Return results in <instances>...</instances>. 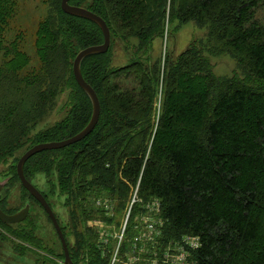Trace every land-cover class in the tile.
<instances>
[{
    "label": "trees",
    "instance_id": "obj_1",
    "mask_svg": "<svg viewBox=\"0 0 264 264\" xmlns=\"http://www.w3.org/2000/svg\"><path fill=\"white\" fill-rule=\"evenodd\" d=\"M60 3L46 0L48 11L33 43L36 65L30 67L21 33L6 37L14 1L0 0V164L12 159L10 174L0 181L3 188L17 184L26 201L5 210L0 199V208L13 214L32 206L22 222H0V245L13 243L16 251L0 255V264H63L51 221L15 170L26 150L76 135L91 116L72 62L80 50L100 45L103 35L93 22L65 14ZM69 4L101 17L110 32L107 52L81 62L82 77L99 100L98 122L81 141L30 157L23 174L37 189L40 176L48 184L47 191L38 190L57 219L72 264H110L116 239L107 234L101 240L88 222L117 227L129 198H139L142 206L132 205L113 264L153 259L145 254L140 261L127 260L140 233L136 219L148 213L141 207L152 201L158 204L152 213L163 223L161 245L187 235L198 238L192 263L264 264V0ZM188 22L205 28L207 42L196 40L175 58L152 55L155 38ZM211 42L210 53L232 57L245 77L214 75L204 55ZM115 46L128 58L123 66L111 64ZM62 93L64 115L38 127ZM52 198L64 208L65 224ZM107 198L114 206L110 216L95 206ZM38 211L53 229V242L40 236Z\"/></svg>",
    "mask_w": 264,
    "mask_h": 264
},
{
    "label": "rangeland",
    "instance_id": "obj_2",
    "mask_svg": "<svg viewBox=\"0 0 264 264\" xmlns=\"http://www.w3.org/2000/svg\"><path fill=\"white\" fill-rule=\"evenodd\" d=\"M13 1L15 4V12L8 25L6 37L12 39L14 35L21 33V35L23 36L22 49L28 55L30 59V67H32L36 65V57L33 46L35 39V31L37 29L38 22L45 17L48 11V6L46 4V0ZM168 32L169 34H166L163 39L155 38L153 40L152 55L154 57H157L159 55L164 56V53L166 52L168 55L175 58L179 53L185 50L187 46L190 45V43L196 40H203L204 42H207L205 28H199L193 22H188L185 24L175 23L172 26L168 27ZM213 44V42L208 44L206 46V49L209 50L213 46ZM213 48H215V46L207 52V55H204L208 56V58L210 59V62L213 66V73L216 77H245V73L237 67V63L232 57H230L226 53L211 54L210 52L213 51ZM127 61L128 58L126 57V55L123 52L119 51V48L115 46L112 55V66H123L127 63ZM64 98V93L58 96L55 103L56 106L48 114L42 117L38 127L49 126L64 115V111L62 110ZM11 160L12 159H10L9 161L11 162ZM9 161L7 162V164H0V180L10 174L7 168ZM39 178L41 179L40 181H35V184L38 185V189L41 191H47L48 184L41 176ZM0 193L1 205H3V208L5 210H10L13 208L18 209L19 206L24 205V203L26 202L25 198H21L20 187L17 184L14 186L10 185L9 187L2 188ZM50 200L53 203L56 211L59 213L62 219V223L65 224V222H67V219L66 214L64 213V208L61 207V205L57 202V199L52 198ZM62 200L63 197H61L60 201ZM133 204L142 206V202L141 200H139V198H129L127 210L126 212H123L122 217L119 221L120 224L117 227L114 224L107 226L104 222L100 220L88 222V225L90 227H94L98 230L101 240H106L107 234L112 235L113 238L116 239V246L114 248L110 264H113L114 261L117 260V250L120 245V241L123 239V228L125 226L127 218L129 217V212ZM149 204L151 203L145 204V206L143 204V207H141L142 209L145 208V212L147 210L148 213H144L145 215L142 214L139 218L136 219V223L141 225V228L140 233L133 238L134 243L132 246V250L127 255V260L129 262L134 257L141 258L140 256L145 254L152 255V258H154L156 255H159L160 252H162L163 250L169 247H173L175 245L176 241H171L164 245H161V243L158 241L161 235V228L163 225L162 222H160L157 226L155 225L156 229H159V232L153 233L151 237H149L150 232L146 230L145 222H149L150 219H153L156 224L157 218L156 214L152 213L153 210L147 208V205ZM95 206L105 210L104 215L106 216H110L114 212L113 201L109 200L108 198L102 200L97 199L95 201ZM31 208L32 206L29 207V209ZM146 218L147 220L145 221ZM37 219L39 224L40 236L45 241L50 240L53 242L55 236L53 229L51 228V225L46 221L45 217L40 211H38ZM182 237L177 240V242L181 241ZM12 254H16L13 243H10L8 245H0V255L10 257ZM25 255L29 256L31 254L26 252ZM11 259L13 258H9V260Z\"/></svg>",
    "mask_w": 264,
    "mask_h": 264
},
{
    "label": "water",
    "instance_id": "obj_3",
    "mask_svg": "<svg viewBox=\"0 0 264 264\" xmlns=\"http://www.w3.org/2000/svg\"><path fill=\"white\" fill-rule=\"evenodd\" d=\"M69 1L70 0H61V3H60L61 10L65 14L83 18V19L93 22L101 30L102 35H103V42L100 45L89 46V47H86L80 50L76 54L72 62L73 77L77 85L86 94V96L88 97L91 103V116H90V119L87 125L76 135L70 138H67L65 140L58 141V142L39 143V144L32 146L19 157L16 163V166H15L16 175L19 179L21 186L28 192V194L33 199H35L38 202V204L41 206V208L44 210L49 220L51 221V224L58 236V239L60 241V244L63 250V255H64L63 264H72L70 257H69V252H68L67 244L63 236V233L60 229V226L57 222V219L51 207L49 206L45 198L42 196L39 190L35 186H33L28 180H26V178L24 177L23 167H24L25 162L30 157H32L33 155L39 152L46 151V150L61 149V148L67 147L71 144L81 141L82 139L87 137L92 132V130L95 128L98 122L99 113H100L99 100L96 96V93L92 89V87L89 84H87L82 77L81 62L84 58L88 56L104 54L105 52H107L109 45H110V32H109V28L107 27L106 23L101 17L90 12L89 10L85 8L78 7V6H72L69 4ZM3 184L4 182L0 181V191L3 188ZM28 211H29L28 204L13 214H7L4 211H2V209L0 208V222L4 224L20 223L27 217Z\"/></svg>",
    "mask_w": 264,
    "mask_h": 264
},
{
    "label": "built area",
    "instance_id": "obj_4",
    "mask_svg": "<svg viewBox=\"0 0 264 264\" xmlns=\"http://www.w3.org/2000/svg\"><path fill=\"white\" fill-rule=\"evenodd\" d=\"M149 205H147L148 209L156 211L158 210L157 201H152L151 205ZM146 220L147 218L145 219V221ZM160 222V220H156L155 224L153 219H150L149 222H145L146 230L150 232L149 237H151L153 233L159 232V229H156V226ZM199 246L200 244L197 237L190 235L184 236L182 237L181 241L175 242V245L173 247H169L163 250L152 260L147 261L146 264H194L190 261V255L193 251L198 249ZM137 260L140 261V258L134 257L131 261L133 262Z\"/></svg>",
    "mask_w": 264,
    "mask_h": 264
}]
</instances>
